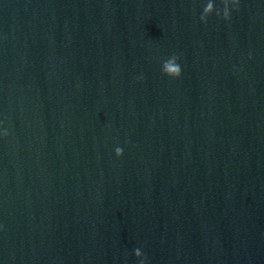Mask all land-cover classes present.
Returning <instances> with one entry per match:
<instances>
[{
  "label": "water",
  "instance_id": "obj_1",
  "mask_svg": "<svg viewBox=\"0 0 264 264\" xmlns=\"http://www.w3.org/2000/svg\"><path fill=\"white\" fill-rule=\"evenodd\" d=\"M208 2L0 0V264H264V0Z\"/></svg>",
  "mask_w": 264,
  "mask_h": 264
},
{
  "label": "clouds",
  "instance_id": "obj_2",
  "mask_svg": "<svg viewBox=\"0 0 264 264\" xmlns=\"http://www.w3.org/2000/svg\"><path fill=\"white\" fill-rule=\"evenodd\" d=\"M221 3L223 4V19L228 20L230 18V6L225 9L224 5L229 4V0H221ZM232 5H235L238 3V0H231ZM209 4H211L214 8V3L209 0V2L206 4L205 7H207ZM201 21L206 22L203 20V17H201ZM164 69L167 73V75L171 78H179L181 76V67L177 62V57L173 56L171 57L164 65ZM4 135L7 136L8 133L4 132ZM122 151H117L116 156L120 157L122 156Z\"/></svg>",
  "mask_w": 264,
  "mask_h": 264
}]
</instances>
